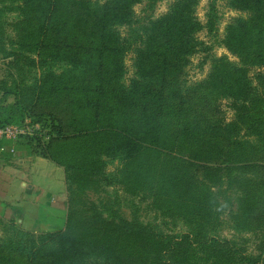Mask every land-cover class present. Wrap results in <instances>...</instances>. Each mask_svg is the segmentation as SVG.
Returning <instances> with one entry per match:
<instances>
[{
    "label": "trees",
    "instance_id": "1",
    "mask_svg": "<svg viewBox=\"0 0 264 264\" xmlns=\"http://www.w3.org/2000/svg\"><path fill=\"white\" fill-rule=\"evenodd\" d=\"M1 1L17 16L5 55L28 83L19 81L15 102L0 106V127L31 110L47 117L52 134L41 156L73 178L119 187L159 218L181 222L189 264H260L248 248L264 246V0H230L246 14L227 26L223 41L239 61L215 60L205 80L189 87L184 69L205 29L194 17L196 0H175L145 24L132 9L146 0ZM214 26L211 11L209 33ZM127 52L135 78L124 85ZM221 101L229 102L232 120ZM116 160L120 170L105 173ZM72 215L64 231L47 237L46 256L3 247L0 264H182L174 254L183 240L155 253L157 235L139 215L128 220L109 211L113 232L152 248L125 261L71 235ZM168 255L173 260L165 262Z\"/></svg>",
    "mask_w": 264,
    "mask_h": 264
},
{
    "label": "rangeland",
    "instance_id": "2",
    "mask_svg": "<svg viewBox=\"0 0 264 264\" xmlns=\"http://www.w3.org/2000/svg\"><path fill=\"white\" fill-rule=\"evenodd\" d=\"M109 0H92L99 4H104ZM175 0H146L133 7L135 19L142 24L149 20L158 19L164 16ZM194 5V17L198 22L205 26L196 35L198 48L197 51L188 58L184 69L182 80L187 87L199 83L207 77L213 67L215 60L226 58L230 62L237 64L239 59L231 54L224 45V38L227 26L238 17H246L245 13L233 9L230 0H196ZM0 0V106L12 105L15 102V89L19 81L28 83L27 75L19 73L12 68V58L6 56L10 50V36L12 26L17 19L13 6L9 3L3 5ZM215 15V26L211 33L206 28L208 15ZM121 38L127 37L128 29L119 27ZM3 49V51H2ZM126 74L122 80L124 85L130 84L135 78L134 54L127 52L124 59ZM264 71V69L262 70ZM256 71L250 72L255 75ZM25 77V78H24ZM24 78V80H23ZM223 115L228 120L234 117L228 101H221ZM27 118L16 125L25 130L23 135L27 145L24 152L30 155L31 165L33 166L32 180L33 193L27 200L20 205L12 202H0V250L9 252L13 246H22L29 253H36L38 258L47 255L51 239L49 235H57L64 231L69 223L70 214L74 230L73 236L82 240L90 246L95 245L104 249L102 256L117 260H129L150 251L148 243L141 245L137 241L128 239L126 236H119L113 232V225L107 224L109 211H113L124 216L128 220L133 215H139L140 222L146 225L157 237L153 244H159L158 251L167 252L166 249L178 246L170 243L180 242L188 234L181 222L173 224L169 220H163L156 216L148 206V203L130 194H126L119 187L104 186V189L96 187L90 182H83L79 178H73L65 171L52 164L41 156L42 146L48 142L52 134L51 122L37 111H27ZM15 125V124H14ZM44 159L39 162V158ZM261 163H264L262 161ZM121 168L118 160L109 162L106 165L105 173H116ZM19 198V197H18ZM20 200V199H19ZM264 204L259 205L262 208ZM72 208L73 210H70ZM105 220V221H102ZM230 234L225 230L221 234L223 238H229ZM173 238V240H172ZM183 243L186 241L182 239ZM94 246V247H95ZM97 247V248H98ZM260 244L249 246V253L260 259L263 264L264 246L261 250ZM261 250V252H260ZM164 259L165 262L173 259ZM173 258V257H172ZM174 262L189 264V245L178 247L175 250ZM169 259V260H168Z\"/></svg>",
    "mask_w": 264,
    "mask_h": 264
},
{
    "label": "crops",
    "instance_id": "3",
    "mask_svg": "<svg viewBox=\"0 0 264 264\" xmlns=\"http://www.w3.org/2000/svg\"><path fill=\"white\" fill-rule=\"evenodd\" d=\"M23 142L24 140L5 141L0 145V151L4 149L0 152V202L10 203L14 200V204L20 205L33 193L30 180L34 169L30 155L24 152L27 145L22 144ZM39 160L38 163L44 159L40 157Z\"/></svg>",
    "mask_w": 264,
    "mask_h": 264
},
{
    "label": "built area",
    "instance_id": "4",
    "mask_svg": "<svg viewBox=\"0 0 264 264\" xmlns=\"http://www.w3.org/2000/svg\"><path fill=\"white\" fill-rule=\"evenodd\" d=\"M25 130L21 129L17 125H7L0 127V145L5 141H19L23 140ZM4 149H1L2 152Z\"/></svg>",
    "mask_w": 264,
    "mask_h": 264
}]
</instances>
